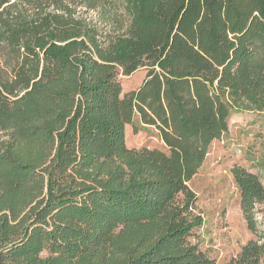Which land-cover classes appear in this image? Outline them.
<instances>
[{"label": "trees", "instance_id": "1", "mask_svg": "<svg viewBox=\"0 0 264 264\" xmlns=\"http://www.w3.org/2000/svg\"><path fill=\"white\" fill-rule=\"evenodd\" d=\"M233 112L264 114V0H0V264H216L189 184ZM230 174L257 234L264 186Z\"/></svg>", "mask_w": 264, "mask_h": 264}, {"label": "rangeland", "instance_id": "2", "mask_svg": "<svg viewBox=\"0 0 264 264\" xmlns=\"http://www.w3.org/2000/svg\"><path fill=\"white\" fill-rule=\"evenodd\" d=\"M82 13V12H81ZM96 19L94 13L83 15ZM147 70H137L129 77L119 75L121 96L136 90L145 79ZM134 124L125 127V145L128 149L160 150L167 152L157 133ZM264 114L233 112L228 121V131L213 141L198 173L189 186L196 196L197 212L202 225L190 237L201 252L216 264H225L235 257L242 246L257 237L264 238V206L257 208V234L246 228L239 208V195L230 169L239 165L257 175L264 186Z\"/></svg>", "mask_w": 264, "mask_h": 264}]
</instances>
